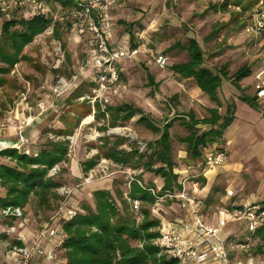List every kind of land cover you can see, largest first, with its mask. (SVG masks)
<instances>
[{
    "label": "rangeland",
    "instance_id": "rangeland-1",
    "mask_svg": "<svg viewBox=\"0 0 264 264\" xmlns=\"http://www.w3.org/2000/svg\"><path fill=\"white\" fill-rule=\"evenodd\" d=\"M256 5V0H127L114 8L116 34L123 44L129 46L127 38L134 35L150 42L156 55L164 54L168 62L166 68H161L153 56L143 54L137 59L120 63L123 78L110 92V104L114 107L132 104L138 112L154 122L160 128L159 131L151 129L148 123L139 122V113L124 122L120 117L116 124L111 120L113 112L108 113L106 119L91 117L90 106L78 99L79 89H72L62 96L56 95L54 89L59 76L69 80L77 75L79 87L93 80V70L88 66L92 49L90 43L84 41L82 45L72 39L69 10H65L60 3L47 6V12L53 16L51 28L38 34L24 48L22 58L15 69L3 77L5 83L0 86V139H9L14 147L31 152L38 151L47 139L69 143L68 161L55 165L56 171L52 173V168L49 174L55 181L63 183L55 191L58 198L52 200V209L40 207L37 197L31 194L29 202L22 208L24 218L14 220L17 225L14 236L23 234L26 245L36 247L31 254V264H68L61 243L65 234L63 224L69 220L68 211H75L76 216L87 208L96 212V193L101 190L110 191L120 207L122 192L128 203L132 204L129 197L131 181H140V185L145 188L149 186L150 192L157 197L154 203L143 205L151 209L152 216H155L153 206L160 198L161 215L168 220H175L184 214L180 201L163 195L177 192L184 186L190 189L192 179H188V176L206 170L204 173L207 174L209 186L199 188L198 195L201 193L203 197L197 195V199L204 202L206 223L219 227V212L223 201H226L224 192L226 187L229 189L228 183L223 174L221 180L218 179L214 184L216 167L204 165L208 148L195 158L188 153V143L184 138L191 129L181 122L180 115L190 111L195 113L197 119H202L211 115L210 108H218L225 115L228 108L235 105L237 120L226 132L237 126L236 129L241 132L248 129L255 134L252 135L253 142L244 138V143L238 145V154L241 152L246 155V167L237 176H246L248 192L253 190L259 202L264 203V118H261L264 116V99L258 101V107H252L242 99L244 95H256V76L262 71L264 63V33L246 30L258 23V18L252 17ZM9 10L12 11V5ZM1 19L3 21V17ZM121 20L126 23H121ZM1 28L2 22L0 32ZM193 44L202 52L200 67L222 76L220 107L208 94H194L193 90L196 91L198 86L196 80L187 78L186 73L177 68L179 64L192 59ZM60 48L65 54L63 62L61 55L57 54ZM245 66L251 67V72L236 80L238 70ZM39 102L45 103L43 111L38 108ZM28 106L32 109L29 110ZM30 115L35 116L31 125L40 123L43 128L42 136L35 140L26 135L28 127L25 126V119ZM171 119H175L173 125L167 127L166 123ZM59 120L63 125L56 124ZM10 121H14V124ZM197 126L200 131L210 127L204 124ZM11 127L18 131L9 137L6 132ZM60 127L68 128L70 134L57 135L54 131L60 130ZM166 131L170 133L172 155L176 162L173 171L178 175L177 182H182L173 184L175 186L167 190L164 189V178L150 170L151 165L147 164L151 161L148 154L151 151L150 143L159 140ZM22 135L25 139H22ZM121 136L125 138L122 144ZM114 145L132 153V160L125 165L110 159L108 149ZM141 154L146 156L138 160ZM238 154L235 156L231 152V159H238ZM94 159L96 165L86 171L85 163ZM104 160L114 164L109 165L108 175L101 171ZM5 163L14 161L0 157V169ZM160 165L157 163L155 169ZM92 169L96 171L95 179L86 181ZM201 176L205 177L204 174ZM64 189L71 193H64ZM6 195L7 190L0 181V197ZM208 196L212 197L213 203L207 211L204 197ZM4 221L0 215V230L6 231L8 226L3 224ZM248 233V226L230 222L220 228L219 234L224 241H237ZM249 250L241 251L238 247L231 249V264L258 263V255ZM49 254H54L55 259H48ZM210 262L213 260L210 259ZM0 264H14V259L3 246H0Z\"/></svg>",
    "mask_w": 264,
    "mask_h": 264
},
{
    "label": "trees",
    "instance_id": "trees-1",
    "mask_svg": "<svg viewBox=\"0 0 264 264\" xmlns=\"http://www.w3.org/2000/svg\"><path fill=\"white\" fill-rule=\"evenodd\" d=\"M39 1L45 7L50 6L51 3H60L66 10L74 6L77 0ZM12 12L9 16L1 13L3 22L0 32V86L5 83L3 77L13 71L22 58L24 48L53 23V16L42 9L28 16L24 15L19 7H15ZM120 22L126 23L124 20ZM130 36L134 41L135 36ZM192 48V59L189 62L179 64L177 68L186 73L187 78L196 80L197 85L220 107L222 103L219 90L222 85V76L214 74L210 69L200 67L202 52L195 44ZM250 72L251 67L241 68L238 70L239 74H236V80L241 79ZM86 84V86L83 84L78 88L81 91L78 93V98L89 90L91 83ZM242 99L252 107H258V97L256 95L254 97L244 95ZM131 105L127 103L114 107L109 104L108 113L113 112V119L111 120L114 124L120 117L124 122L131 120L136 113L141 114ZM209 110L211 115L202 119H197L193 111L180 115L181 122L191 129L184 141L188 143V153L194 158L201 155L202 150L209 147L210 144L222 142L227 129L236 116L235 105L234 107L231 105L225 115H222L218 108H210ZM97 117L106 119V112L100 109ZM174 120L167 121L166 126H172ZM139 122L148 123V126L154 131L160 130L145 114H141ZM198 124L209 125L210 127L200 131ZM167 131L163 133L159 140L150 143L151 151L148 154H150L151 161L147 162L148 165H151L149 166L150 170H154L156 174L164 178L165 190L182 184V182H177L178 175L173 171L176 162L172 155L170 133ZM54 132L57 135L70 134L69 129H60ZM119 138L122 144L125 138L124 136ZM68 153V141H55L52 139H47L46 143L34 152L27 149L23 151L18 147H10L0 151V157H8L14 161V163L1 165L0 180L7 190V195L6 197H0V207L8 205L24 207L29 202L30 195L34 194L40 207L52 209V200L58 198V193H55V191L62 187L63 183L55 181L49 174L55 165L68 161ZM131 154L122 151L121 148L115 145L109 148L107 153L110 159L125 165L132 160ZM144 156L146 155L141 154L138 160L143 159ZM95 160L87 161L84 169L89 171L90 168L96 165ZM157 163L161 165L155 169L154 166ZM198 179L201 181L202 187L206 186L207 179L205 177L200 176ZM149 183L146 185H149ZM148 187L145 188L138 181H131L129 197L132 200L139 199L141 201L142 210L140 213L132 209V205L123 196V192L121 195L122 207H120L110 191L101 190L96 193L98 206L96 212L87 208L84 213H80L73 219L66 221L63 224L66 238L62 243V247L66 252L67 263L178 264L175 257L169 255L157 244L161 236V220L156 216H152L150 208L143 206L154 203L157 198L150 192ZM205 201L206 210L208 211L212 207V197L206 198ZM263 232L264 226L260 227L256 233H252L250 240H246V237L238 239L239 243H246L249 246V252L252 251L255 255H263Z\"/></svg>",
    "mask_w": 264,
    "mask_h": 264
},
{
    "label": "built area",
    "instance_id": "built-area-1",
    "mask_svg": "<svg viewBox=\"0 0 264 264\" xmlns=\"http://www.w3.org/2000/svg\"><path fill=\"white\" fill-rule=\"evenodd\" d=\"M125 1L127 0H77L74 6L66 9L71 14L70 31L72 39L82 45L84 41L86 44L90 43L92 49L88 66L92 68L94 78L88 83H91L89 90L78 99L90 106V115L94 118L97 117L100 109L106 112V116L108 115V106L112 100L110 92L120 82L123 75L120 63L148 54L156 59L161 68L167 67L168 57L164 54L156 55L150 42L143 41L137 37L132 41L131 36H129L127 38L129 46H125L124 42L119 39L113 22V10ZM256 1V12L252 17L258 18V23L249 26L246 30L248 32L258 30L264 33V0ZM11 5L12 10L15 7H19L26 16L34 14L40 9L47 12V7L43 6L39 0H0V24L3 22L1 13L9 16L12 12H10L11 9L9 10ZM50 28L51 26L48 29ZM57 54L61 55V61L63 62L65 54L62 48L57 50ZM84 68L85 66L82 67V70ZM262 68V71H259L256 76L254 87L258 98H264V63ZM77 81V75L69 80L64 76H59L54 89L56 95L62 96L72 89L77 90L79 88ZM44 107L45 103L39 102L38 108L43 111ZM28 109L31 110L32 107L28 106ZM34 121L35 116L30 115L25 119V125L29 126ZM10 123L14 124V121H10ZM22 139H25L23 135ZM26 141H28L27 138ZM226 158V150L217 145L215 147L210 146L204 159V165L218 167L223 165ZM109 165L114 164L104 160L100 166L101 171L106 175H108ZM55 171L56 168H53L52 173ZM204 171L206 172V170ZM204 171L197 175L188 176V179H192L190 189L187 190L184 186L177 192H167V195H163L167 198H177L180 201L184 211L183 216L175 220L166 219L160 213L162 210L160 198L156 201L152 210L155 216L161 220V236L157 244L169 255L175 257L178 264H231V249L238 247L239 250L244 251L249 246L246 243H239V240L224 241L219 234L220 228L225 227L230 222L248 226L249 233L246 236V240H250V235L256 233L260 227L264 226V203L258 202L255 197L251 200H241L239 203H235L236 192L228 190L225 193L226 201H223L219 212L221 215L219 227L207 224L203 207L204 202L197 199L199 188L201 187V181L198 178L203 174L205 175ZM88 174L89 178L87 177L86 181L95 179V169H92ZM64 193L70 194L71 191L64 189ZM163 198L161 197V199ZM131 205L135 212H141L142 203L139 199L132 200ZM22 208L15 205L0 208V215L5 220L3 224L8 226L6 231L0 230V246H3L10 253V257L14 259V264H31L32 251L26 245L27 242L25 241L26 244L23 242L24 235L14 236L17 231V225L14 220L24 218V210ZM67 216L69 220L73 219L76 216V212L69 210ZM65 238L66 234L61 239V243L64 242ZM20 241L22 243H19ZM257 257H259L258 263L252 262L251 264H264V254ZM48 259L54 260L55 255L49 254ZM210 259L213 262H210ZM239 264L244 263L240 262Z\"/></svg>",
    "mask_w": 264,
    "mask_h": 264
},
{
    "label": "crops",
    "instance_id": "crops-1",
    "mask_svg": "<svg viewBox=\"0 0 264 264\" xmlns=\"http://www.w3.org/2000/svg\"><path fill=\"white\" fill-rule=\"evenodd\" d=\"M193 93L196 94V95H200L201 93H205V92L203 90H201L200 87L197 86L196 91L193 90ZM260 99H264V98H258V101ZM90 116L92 117V115H90ZM260 116H262V115H260ZM57 117L59 118V116H57ZM261 118H264V116H262ZM236 120H237V116H235V119H234V121L232 123L233 126L235 125V121ZM56 124L57 125L58 124L63 125L62 122L60 123V120ZM33 125H29L30 127L28 125H25V126L28 127L26 129V133H27L26 135L31 140H35L36 138L42 136L41 133L43 131V128L41 127L40 123H37L34 126ZM48 127L52 128V126H48ZM60 128L61 129H68V128H64V127H60ZM236 128H237V126L232 128L233 130H231L230 132H226L225 133V137H224L225 142L224 143H222V144H221V142H219V144L215 143V145H217L220 148H223L224 150H226L227 158L225 159V162L223 163V165L216 167L215 170L217 172L215 174V177H214L213 181H215L214 182V184H215L218 181V179L221 180V175L224 174V177L227 180L226 182L228 183L227 185L229 187V189H227V187L225 188V192L224 193H226V191H228V190H234L236 192V195H237L236 198H235V200H236L235 203H239L241 200H251L254 197L259 202V198L256 196L255 192H253V190L248 192V189H247V187H248V184H247L248 183V181H247L248 178L246 176H245V178H238V176H237L238 172L244 171V169L246 167V155H242L241 152H240V154H238L239 150H240L238 145L244 143V140H243L244 138H246V141L250 140L251 142H253L254 139H252V135H255V134L253 132H251L250 130H248V129H246V131L244 130V131L241 132V130L236 129ZM17 131L18 130L16 128H14V127L8 128L7 132H6V135L11 137V136L15 135L17 133ZM223 144H224V146H223ZM231 152L232 153L234 152L235 156L238 154L239 158L238 159L235 158V159L232 160L231 156H230ZM204 176L207 179V184L206 185L209 186L207 174H205ZM214 184L212 183V185L215 187ZM206 189H207V187H206ZM199 196L201 197L202 194L199 193L198 197ZM210 196H208V197H210ZM208 197H204V198H208ZM175 205L173 206V209H174ZM177 205H179V204H177ZM203 207H204V205H203ZM182 212L184 213L183 210H182ZM23 242L26 244L25 240ZM29 248L31 249L32 253L34 252V249H36V247H32V248L29 247Z\"/></svg>",
    "mask_w": 264,
    "mask_h": 264
},
{
    "label": "water",
    "instance_id": "water-1",
    "mask_svg": "<svg viewBox=\"0 0 264 264\" xmlns=\"http://www.w3.org/2000/svg\"><path fill=\"white\" fill-rule=\"evenodd\" d=\"M14 146L9 139H0V151Z\"/></svg>",
    "mask_w": 264,
    "mask_h": 264
}]
</instances>
